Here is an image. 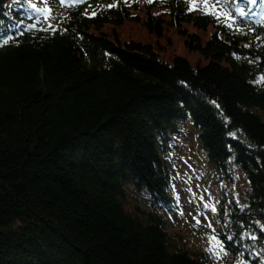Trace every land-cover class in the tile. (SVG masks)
Returning a JSON list of instances; mask_svg holds the SVG:
<instances>
[{"label": "trees", "instance_id": "obj_1", "mask_svg": "<svg viewBox=\"0 0 264 264\" xmlns=\"http://www.w3.org/2000/svg\"><path fill=\"white\" fill-rule=\"evenodd\" d=\"M232 2L252 16L230 25L194 0H50L47 13L0 0V264H212L169 229L164 152L186 120L218 178L246 174V203L221 198L216 235L231 264H261L264 2ZM140 15L206 63L123 40Z\"/></svg>", "mask_w": 264, "mask_h": 264}, {"label": "rangeland", "instance_id": "obj_2", "mask_svg": "<svg viewBox=\"0 0 264 264\" xmlns=\"http://www.w3.org/2000/svg\"><path fill=\"white\" fill-rule=\"evenodd\" d=\"M50 0H38L40 9L47 8ZM75 1V0H64ZM142 1L140 0L142 6ZM210 12L215 5L217 16H223L229 13L234 18L227 23L232 25L233 20L237 19L239 7L232 0H207ZM194 3L200 4L204 8L205 0H194ZM153 11L158 12L155 8ZM142 12L133 10V14ZM43 13V12H42ZM142 14V13H140ZM139 16V15H138ZM141 16V15H140ZM252 16L251 14L246 17ZM168 17V16H167ZM142 16L137 20H127L120 28V36L123 40L131 38L153 44L158 55L167 61H171L176 55L187 58L193 66L198 62L205 64L199 50L191 49L185 43V34L176 30L175 27L165 26V34L158 35L151 32L143 23ZM189 30L193 28L189 26ZM170 39V40H168ZM264 116V110L256 109ZM168 152L164 156L168 159L171 171L170 179L174 191L175 208L168 215L169 229L174 232L175 238L180 237L186 245L192 249L207 250L212 258V264H231L230 256L225 248H213L215 243L212 237L216 235L219 226V204L223 196L232 202L244 204L246 195L249 192V180L244 171L234 164V177L232 180H223L215 174V168L207 160L190 120L183 121L180 124V131L172 135L168 143ZM127 203L134 204L135 194L128 193ZM208 205V207H205ZM213 208L215 210H213ZM182 213V214H181ZM197 220L199 223L197 224ZM262 241L255 248V253L259 254L260 263L264 264V255L260 250H264V224L260 226ZM211 249V250H210ZM238 264H251L240 260Z\"/></svg>", "mask_w": 264, "mask_h": 264}, {"label": "snow or ice", "instance_id": "obj_3", "mask_svg": "<svg viewBox=\"0 0 264 264\" xmlns=\"http://www.w3.org/2000/svg\"><path fill=\"white\" fill-rule=\"evenodd\" d=\"M28 2L30 3V5H31V7H32L33 9H36L37 11H40V12H45V13L48 12V9H47V8H44V9H37L35 4H31V0H28ZM61 2L63 3L64 0H61ZM75 2L78 3V2H80V0H75ZM149 2H151V0H149ZM249 2L252 3V4H255V3H257V0H249ZM261 2H264V0H261ZM209 7H210V6H209L207 0H205L204 8H205V9H208ZM211 7H212V9H213V11L211 12V14L215 15V14H216V12H215V5H213V6H211ZM237 10L239 11V15H240V16H245V15L247 14V13H246L243 9H241V8H238ZM223 15H224L227 19H229V20H231V19L234 18V17L231 16L229 13H224ZM45 18H47V16H46ZM30 27H35V25H31ZM3 43H4V44H7V43H8V40H4ZM262 82H264V76H261L259 80L255 81V83H262ZM213 103H214V102H213ZM217 107H218V105H217ZM205 207H208V205H205ZM213 210H215V209L213 208ZM181 214H182V213H181ZM198 223H199V221L197 220V224H198ZM212 240L215 242V243L213 244V248H216V247H219V248H221V249L223 248L222 243H221L219 240H217V238H216L215 236L212 237ZM210 250H211V249H210Z\"/></svg>", "mask_w": 264, "mask_h": 264}]
</instances>
